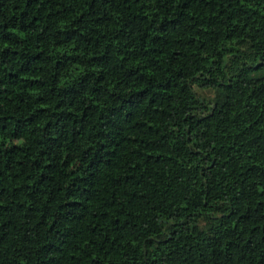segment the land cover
I'll return each instance as SVG.
<instances>
[{
	"label": "trees",
	"instance_id": "obj_1",
	"mask_svg": "<svg viewBox=\"0 0 264 264\" xmlns=\"http://www.w3.org/2000/svg\"><path fill=\"white\" fill-rule=\"evenodd\" d=\"M0 264H264V0H0Z\"/></svg>",
	"mask_w": 264,
	"mask_h": 264
}]
</instances>
